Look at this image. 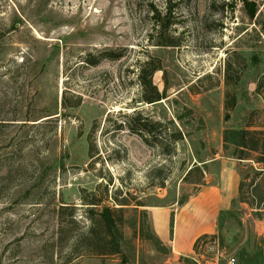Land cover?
I'll return each instance as SVG.
<instances>
[{
    "label": "rangeland",
    "instance_id": "1",
    "mask_svg": "<svg viewBox=\"0 0 264 264\" xmlns=\"http://www.w3.org/2000/svg\"><path fill=\"white\" fill-rule=\"evenodd\" d=\"M248 2L252 18L241 0H0V264H137L138 249L161 264L167 251L143 207L187 199L206 157L237 159L225 130L264 128V0ZM155 10H170L161 32ZM165 40L178 46H156ZM147 61L162 69L154 104L139 80ZM227 64L235 86L224 84ZM137 114L161 124L156 139L131 132ZM237 165L254 207L264 173ZM240 203L220 218L218 264L260 253L251 238L238 246ZM104 207L121 208L120 255L83 240L89 210Z\"/></svg>",
    "mask_w": 264,
    "mask_h": 264
},
{
    "label": "crops",
    "instance_id": "2",
    "mask_svg": "<svg viewBox=\"0 0 264 264\" xmlns=\"http://www.w3.org/2000/svg\"><path fill=\"white\" fill-rule=\"evenodd\" d=\"M238 163L239 160L218 151L201 161L204 183L197 186L195 192L183 202L176 200L167 205L143 207L152 237L167 251L161 258V264H186L187 260L192 264H218L220 256L213 253L202 256L195 253L194 246L201 237L219 235L221 216L232 210L239 197L241 179ZM263 203L258 208L246 203L239 204L245 212L239 218L241 224L238 246L243 247L250 238L257 240L264 264ZM136 240L138 244L143 242L138 234ZM151 254L154 255L155 251L149 249L141 252L138 249L137 264H146ZM112 263L118 264L119 261Z\"/></svg>",
    "mask_w": 264,
    "mask_h": 264
},
{
    "label": "trees",
    "instance_id": "3",
    "mask_svg": "<svg viewBox=\"0 0 264 264\" xmlns=\"http://www.w3.org/2000/svg\"><path fill=\"white\" fill-rule=\"evenodd\" d=\"M246 9H248L249 17H254V5L249 3L248 0H241ZM170 15L169 12H166L165 15L161 16L156 10L154 12L155 18L157 21L158 32L162 31V23L165 21V17ZM169 25L168 23L164 26V29ZM158 47H177V44L173 42L164 41L156 44ZM119 55L106 54V57L109 59L118 58ZM162 71L159 63H153L152 61H147L144 65L140 67L139 70V80L141 81L142 87L147 90L150 89L152 93L150 95H143V101L147 104H154L160 102L164 99V92H158L157 88L152 85L151 78L154 73ZM233 72V65L227 64L224 69V84L226 86H235L239 81V75H236V78L232 79L231 76ZM241 76V75H240ZM225 110L232 111L235 106V97L226 93L225 95ZM228 120V114H225V121ZM134 123H137L138 128H130L132 133H137L139 135H146L147 137L157 138V135L160 133L159 128L161 124L159 122L150 121L147 119H142L137 114L134 119ZM249 128V127H248ZM173 142L182 141L183 135L180 132L171 135ZM223 144L225 150L230 145L234 149V153L237 155V160L247 161L251 160L257 165L260 166V172L264 173V128L261 130H249V129H240V130H225L223 132ZM244 153H255L256 157L253 159H248L244 157ZM201 179H203V172L200 170ZM188 175V173H187ZM186 178V177H185ZM184 178V179H185ZM242 182L239 185V201L246 203L248 202L242 198ZM264 191V190H262ZM264 202V192L259 194V200L256 202L255 207H260ZM90 205H95L90 203ZM94 209V208H91ZM90 212V222L91 228L86 232L84 241H88V249L94 251L96 255L107 256V255H120L121 254V240L122 234L119 231V226L122 223V218L116 214L121 213V208L110 209L108 207L102 208L98 213H94V210H89ZM95 218V219H94ZM155 240V238L153 237ZM207 239H217L219 245L222 243L220 234L215 237L204 236L201 237L194 246L195 253L198 252V244L201 241ZM157 242V240H155ZM158 246V242L156 243ZM240 264H263L261 261L260 253L256 254H245L240 253L238 255Z\"/></svg>",
    "mask_w": 264,
    "mask_h": 264
},
{
    "label": "built area",
    "instance_id": "4",
    "mask_svg": "<svg viewBox=\"0 0 264 264\" xmlns=\"http://www.w3.org/2000/svg\"><path fill=\"white\" fill-rule=\"evenodd\" d=\"M220 245L217 239H207L199 242L198 252L200 255L205 256L208 253H213L216 256H222L223 250L220 249ZM208 262V261H207ZM234 260H229L227 264H233Z\"/></svg>",
    "mask_w": 264,
    "mask_h": 264
}]
</instances>
